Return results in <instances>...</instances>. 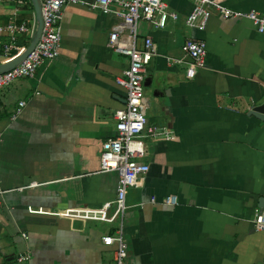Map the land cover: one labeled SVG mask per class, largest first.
<instances>
[{
	"label": "crops",
	"instance_id": "1",
	"mask_svg": "<svg viewBox=\"0 0 264 264\" xmlns=\"http://www.w3.org/2000/svg\"><path fill=\"white\" fill-rule=\"evenodd\" d=\"M92 1L64 5L57 54L0 88V264H19L20 253L28 264H112L114 246L100 237L115 222L57 213L95 210L115 194L116 174L98 172V155L115 132L112 113L125 96L115 77L128 57L107 45L119 18L91 9ZM192 1L165 0L176 18L161 28L136 26V47L144 37L156 47L142 81L146 125L170 133L143 138L148 168L125 192V264H264V227L253 223L264 215V115L248 112L264 101V35L215 11L202 29L188 28ZM223 5L264 13V0ZM11 11L0 2V21ZM185 38L205 42L191 78ZM168 194L177 204L160 202Z\"/></svg>",
	"mask_w": 264,
	"mask_h": 264
},
{
	"label": "built area",
	"instance_id": "2",
	"mask_svg": "<svg viewBox=\"0 0 264 264\" xmlns=\"http://www.w3.org/2000/svg\"><path fill=\"white\" fill-rule=\"evenodd\" d=\"M0 2L12 6L9 17L0 21V36L3 37L2 40L0 39V62H3L21 52L26 41L29 42L34 32L35 21L32 10L29 18L23 19L19 15L20 10L26 6L25 0H0ZM76 2L78 0H39L40 35L23 59L10 69L0 72V88L17 78L32 77L43 60L51 59L57 54L60 42L58 24L60 10L64 5ZM88 5L91 9H98L105 14L112 13L119 18V22L112 26L108 33L107 45L114 52L128 57L126 68L122 70L120 76L115 77V82L124 89L125 101L121 108L112 113L115 132L113 136L101 142V151L98 155V172L116 174L115 194L113 200L104 202L95 210L65 209L57 213L60 216H73L105 223L115 222L114 232L111 235H102L100 240L104 245L114 246L112 264H125L126 242L121 233L122 215L126 209L125 192L127 187L138 185L147 171V164L140 161L145 154L143 138L168 137L170 133L163 127L146 125L144 114L146 102L142 97V81L146 66L156 54V47L150 37H144L141 46L136 47V26L139 20H144L161 28L167 17L175 19L176 15L166 11L165 0H93ZM211 11H215L222 18L247 19L258 33L264 35V13L254 10L236 11L223 5V0H193L184 19L185 26L202 29ZM180 50L182 55L188 58L185 75L191 78L195 68L203 67L205 42L201 39L185 38ZM165 61L171 65L183 60L182 57H165ZM23 104V101H18L12 118ZM149 199L153 202L154 196L151 195ZM160 202L164 205H175L177 198L173 194H168L163 196ZM253 223L257 229L264 227V215L256 214ZM14 259L19 264H28L29 255L20 253Z\"/></svg>",
	"mask_w": 264,
	"mask_h": 264
},
{
	"label": "water",
	"instance_id": "3",
	"mask_svg": "<svg viewBox=\"0 0 264 264\" xmlns=\"http://www.w3.org/2000/svg\"><path fill=\"white\" fill-rule=\"evenodd\" d=\"M29 2L34 15V21H35L34 32L28 44L21 50V52H19L9 60L0 62V72H4L10 69L14 65H16L21 59H23L25 55L32 49V47L34 46L40 35L41 32L40 3L39 0H29ZM124 101L125 100L123 99L122 102L124 103ZM248 112L249 114L261 119L264 115V101L261 104L252 107ZM258 201L261 202L262 201L261 198ZM258 207L261 208L262 204H258Z\"/></svg>",
	"mask_w": 264,
	"mask_h": 264
},
{
	"label": "rangeland",
	"instance_id": "4",
	"mask_svg": "<svg viewBox=\"0 0 264 264\" xmlns=\"http://www.w3.org/2000/svg\"><path fill=\"white\" fill-rule=\"evenodd\" d=\"M19 15H20V17L21 18H29L30 17V15H31V9L27 6V7H25V8H23V9H21L20 10V13H19ZM26 43V42H25ZM143 91V90H142ZM145 92V91H144ZM147 119H148V117H147V115L145 116Z\"/></svg>",
	"mask_w": 264,
	"mask_h": 264
},
{
	"label": "trees",
	"instance_id": "5",
	"mask_svg": "<svg viewBox=\"0 0 264 264\" xmlns=\"http://www.w3.org/2000/svg\"><path fill=\"white\" fill-rule=\"evenodd\" d=\"M25 1H26V6H25V7L28 6V7L32 10L29 0H25ZM11 58H12V57H11Z\"/></svg>",
	"mask_w": 264,
	"mask_h": 264
},
{
	"label": "bare ground",
	"instance_id": "6",
	"mask_svg": "<svg viewBox=\"0 0 264 264\" xmlns=\"http://www.w3.org/2000/svg\"><path fill=\"white\" fill-rule=\"evenodd\" d=\"M11 59V58H10ZM9 60V59H8Z\"/></svg>",
	"mask_w": 264,
	"mask_h": 264
}]
</instances>
